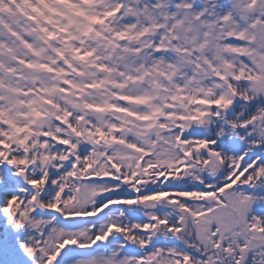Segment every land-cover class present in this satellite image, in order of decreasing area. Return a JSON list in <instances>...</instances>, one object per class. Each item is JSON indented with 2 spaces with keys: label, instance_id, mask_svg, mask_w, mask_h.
<instances>
[{
  "label": "snow or ice",
  "instance_id": "obj_1",
  "mask_svg": "<svg viewBox=\"0 0 264 264\" xmlns=\"http://www.w3.org/2000/svg\"><path fill=\"white\" fill-rule=\"evenodd\" d=\"M0 264H264V0H0Z\"/></svg>",
  "mask_w": 264,
  "mask_h": 264
}]
</instances>
